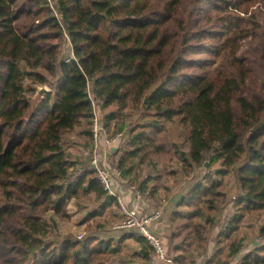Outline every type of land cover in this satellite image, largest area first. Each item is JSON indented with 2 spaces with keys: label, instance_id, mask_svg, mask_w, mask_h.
<instances>
[{
  "label": "trees",
  "instance_id": "obj_1",
  "mask_svg": "<svg viewBox=\"0 0 264 264\" xmlns=\"http://www.w3.org/2000/svg\"><path fill=\"white\" fill-rule=\"evenodd\" d=\"M36 83L53 93L33 106ZM95 107L108 136L128 138L112 166L148 196L154 178L134 174L136 160L171 154L186 173L211 170L178 203L191 210L169 219L185 231L174 263L183 264L182 244L205 250L228 203L264 211V0H0V264H111L125 240L150 263L135 233L54 239L70 200L97 204L92 219L117 207L89 163ZM230 171L235 199L223 183ZM242 218L236 210L221 235ZM229 244L206 264H230L240 246ZM256 244L240 264H264Z\"/></svg>",
  "mask_w": 264,
  "mask_h": 264
},
{
  "label": "rangeland",
  "instance_id": "obj_2",
  "mask_svg": "<svg viewBox=\"0 0 264 264\" xmlns=\"http://www.w3.org/2000/svg\"><path fill=\"white\" fill-rule=\"evenodd\" d=\"M255 41L257 42V40ZM65 46L66 40L63 39L61 47L64 48ZM64 53H66V50ZM42 87L48 90L46 93L50 91V93H53V88H50V86L39 85L37 83L35 84L36 91ZM36 91L32 97L33 106L39 103L34 101L37 94ZM46 93L43 94V98ZM128 112L130 113V116H133L132 120H135L136 111L134 109H130L128 110ZM95 113L98 117L102 118L103 114L97 107H95ZM72 138H76L75 134H71L68 139ZM177 138L178 140L183 139L182 136H177ZM127 143L128 138L126 137V139L119 142V144L115 145L114 147H118V149L121 151L122 148L124 149L127 147ZM115 148H111V151L108 155V161L111 163V165L112 161L114 160L112 149ZM72 151L74 153V157H79L77 159L80 161L84 160L85 154L80 153V147L77 144L72 147ZM134 165L137 167L134 170V174L137 172L138 174H140V176L149 174L152 176V178H154L150 181V185L155 186L154 193L151 195L153 198L152 200L155 204L154 209H159L165 212V219H170L171 213H173V211L176 209H179L181 211L191 210V208L188 209L185 205L179 206L178 203L183 197L187 195L188 189L191 188L193 184H196L199 179H201L208 173V171H211L210 169H207L203 166L201 168L193 170L192 172L186 173L185 168L180 165V161H178L176 155L171 154H160L159 157L152 154L147 159L144 158L142 162L136 160ZM215 167L216 166H214V168ZM223 183L225 191L227 192V199H235V193L238 190L236 188L232 171H230L229 174H227L223 178ZM88 208V210H92L94 206L92 205ZM67 210L71 215L68 220L58 221V228L53 235L56 242L61 243L68 238L78 239L80 235L84 236L95 231L108 230L109 232H111L110 230L112 226L118 223L121 219L119 208L113 207L112 209H107L104 215L98 216L91 222L88 221L87 224L80 226L79 223L80 221H82L81 219L84 217L83 212H85L86 209L77 208L74 200H70L68 202ZM236 210H238L239 213H243V218L241 219V222L239 223L237 229L232 232L228 238L225 239V237L221 235V233L225 229L227 219L230 218L236 212ZM115 213L116 215H118L116 218H114ZM98 222L102 223L105 227L94 229V227H97ZM262 225H264V211L256 210L244 212L241 208H238V205H235L234 202H230L225 207V210L221 214L216 226L208 232L205 250L201 251V249H195V244H192L193 246H190L189 244H182V246L185 247V251L182 252L186 256L183 264H206V261L209 258L213 257V254L218 247L224 245L225 250L228 251L227 247H229L230 245L229 242L238 244L240 246L238 253H236L235 256H231L229 262L230 264H240L245 255L253 253L254 248L257 246L256 243L264 244V237H259V230ZM184 233L185 231L180 229V222L176 221L172 223V227H170L169 225V227L166 228L164 232L162 231V234H160L163 239L165 238L167 245L170 247L173 253L177 254L178 252L176 253L175 247L176 245L181 243ZM118 235L119 234H117V237ZM177 235L179 236L177 237ZM218 237L219 239H223L222 243L216 242V239H218ZM134 246L135 244L132 241L125 240L119 245L120 250L117 254L109 255L108 261L113 264L116 262L126 263L134 260L135 262H138L137 264H145L139 263L141 260L140 258L135 256L133 257L132 251ZM222 256L226 258V253L223 252ZM161 262L162 260L153 256L151 257L149 264H161Z\"/></svg>",
  "mask_w": 264,
  "mask_h": 264
},
{
  "label": "built area",
  "instance_id": "obj_3",
  "mask_svg": "<svg viewBox=\"0 0 264 264\" xmlns=\"http://www.w3.org/2000/svg\"><path fill=\"white\" fill-rule=\"evenodd\" d=\"M92 131V157L89 161L90 167L94 170L97 180L102 185L103 190L109 196L116 198L117 207L120 210L121 219L112 226L111 232L98 231L90 233L92 236L107 239L112 236L118 237L135 233L146 239L150 247L151 257L159 258L163 261V244L161 234L153 228V225L159 223L163 213L159 209L152 210L149 213L142 212L136 206L128 205L123 197L124 190L130 189L135 199H141L148 196V190L141 192L137 186L128 184L127 180L121 176L120 170L112 166L108 161V155L111 148L118 145L119 142L126 139L123 133L115 136H108L101 119L95 113L91 125ZM107 234V235H106ZM89 234L80 235L78 240H85L92 237ZM175 263V260H174Z\"/></svg>",
  "mask_w": 264,
  "mask_h": 264
},
{
  "label": "crops",
  "instance_id": "obj_4",
  "mask_svg": "<svg viewBox=\"0 0 264 264\" xmlns=\"http://www.w3.org/2000/svg\"><path fill=\"white\" fill-rule=\"evenodd\" d=\"M112 151H113V154H115L114 152H116V149H112ZM114 156L115 155H113V157ZM123 197H124L125 202L128 205L136 206L142 212L149 213L152 210H155L154 209L155 204H154V201L152 200L153 198L151 195L149 197H143L141 199L136 200L135 196L131 192V190L126 188L124 190ZM95 207H97V204L94 206V208ZM91 211L92 210L83 212L84 217L81 219L82 221H80V223H79L80 226L87 224L88 221L91 222L93 220L91 217L88 216ZM68 213H69V211H68ZM162 213H163V217H162L161 221L159 223H156V225H153V228L156 229L161 234H162V231L164 232V230L169 227V219H167V218L165 219V212L162 211ZM70 215L71 214L69 213V216ZM95 217L97 218V216H95ZM114 218H116V216Z\"/></svg>",
  "mask_w": 264,
  "mask_h": 264
},
{
  "label": "water",
  "instance_id": "obj_5",
  "mask_svg": "<svg viewBox=\"0 0 264 264\" xmlns=\"http://www.w3.org/2000/svg\"><path fill=\"white\" fill-rule=\"evenodd\" d=\"M48 90L46 88H40L36 91V97L34 99L35 102H40L43 98V94L46 93ZM147 97H145L146 101ZM162 244H163V256L164 259L161 262V264H174L175 260V254L173 251L170 249V247L167 245V242L165 241V238H162ZM139 252L144 253L145 251L142 250L141 248L138 249Z\"/></svg>",
  "mask_w": 264,
  "mask_h": 264
}]
</instances>
